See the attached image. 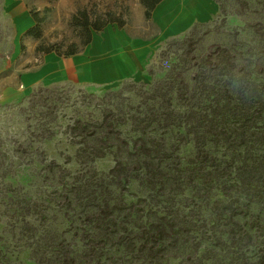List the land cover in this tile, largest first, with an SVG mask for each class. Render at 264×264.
Returning a JSON list of instances; mask_svg holds the SVG:
<instances>
[{"label": "rangeland", "instance_id": "obj_1", "mask_svg": "<svg viewBox=\"0 0 264 264\" xmlns=\"http://www.w3.org/2000/svg\"><path fill=\"white\" fill-rule=\"evenodd\" d=\"M23 2L45 22L28 37L0 0V264H264V0H216L132 79L28 88L85 48L79 11L156 29L137 0Z\"/></svg>", "mask_w": 264, "mask_h": 264}, {"label": "crops", "instance_id": "obj_2", "mask_svg": "<svg viewBox=\"0 0 264 264\" xmlns=\"http://www.w3.org/2000/svg\"><path fill=\"white\" fill-rule=\"evenodd\" d=\"M10 1L12 13L24 21L23 27L26 25L21 28L25 31L33 28L36 23L23 0ZM132 10L131 22L144 28L152 24L156 29L155 36H136L127 29L128 23L124 28L109 25L100 34H93L91 44L74 56L41 55L40 65L35 70L21 74L23 88L69 77L102 86L132 79L144 73L153 49L158 48L161 41L186 35L197 26L212 23L219 11L216 0H163L151 12L149 20L140 0ZM32 51L35 52L36 47Z\"/></svg>", "mask_w": 264, "mask_h": 264}, {"label": "trees", "instance_id": "obj_3", "mask_svg": "<svg viewBox=\"0 0 264 264\" xmlns=\"http://www.w3.org/2000/svg\"><path fill=\"white\" fill-rule=\"evenodd\" d=\"M163 0H140L141 4L146 9V18L149 20L151 17V12L156 8V6ZM32 18L35 21L36 25L27 31L26 36L34 37L36 39L41 38L40 26L45 22L44 18H40L37 12H31ZM117 24L119 28H124L126 22L120 18L115 17L112 14H107L102 17L91 18L87 10L79 11L72 17L71 25L77 29H80V34L83 38V46L87 47L92 42L93 34H100L103 30L109 26ZM37 52H42L39 48ZM44 52V51H43ZM45 54L51 53V50L44 52ZM78 54V51H70L65 57H71ZM61 56V55H60ZM62 57V56H61Z\"/></svg>", "mask_w": 264, "mask_h": 264}]
</instances>
